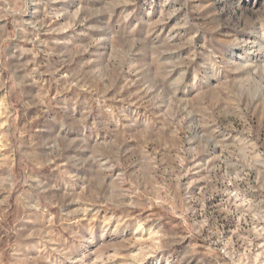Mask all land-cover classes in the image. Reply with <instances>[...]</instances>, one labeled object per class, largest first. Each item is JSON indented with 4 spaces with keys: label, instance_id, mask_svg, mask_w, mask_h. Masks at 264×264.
Listing matches in <instances>:
<instances>
[{
    "label": "rangeland",
    "instance_id": "1",
    "mask_svg": "<svg viewBox=\"0 0 264 264\" xmlns=\"http://www.w3.org/2000/svg\"><path fill=\"white\" fill-rule=\"evenodd\" d=\"M0 264H264V0H0Z\"/></svg>",
    "mask_w": 264,
    "mask_h": 264
}]
</instances>
